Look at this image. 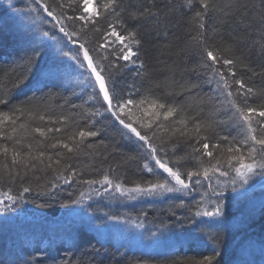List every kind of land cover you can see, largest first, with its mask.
Returning a JSON list of instances; mask_svg holds the SVG:
<instances>
[{"label": "snow or ice", "instance_id": "1", "mask_svg": "<svg viewBox=\"0 0 264 264\" xmlns=\"http://www.w3.org/2000/svg\"><path fill=\"white\" fill-rule=\"evenodd\" d=\"M185 10L193 12L188 21L191 30L185 34L183 46L169 42L167 54L182 58L194 47L203 62L189 66L183 59L179 63L173 60L161 69L167 74L157 79L148 52L156 46L154 41L168 40L179 29L185 22ZM28 13L34 21L46 20L63 34L69 50L62 55L70 61L72 72L62 73L61 66L54 64L47 74L35 75L43 55L39 45L21 57L19 70H12V87L0 96V106L8 107L7 111L0 110V213L14 212L25 202V194L34 190L54 194L61 180L71 185L80 179L97 196L112 192L131 199L169 193L190 195L206 186L210 191H204L195 203L190 205L180 198L174 205L189 210L190 215L171 213L178 225L195 227V217L225 215L222 201L229 187L235 191L238 184L243 187L253 177L264 176V86H251L238 74L247 70L264 77V66L256 70L246 63L239 47L247 45L264 60V0H32ZM105 18L110 22L101 32L98 22ZM213 20L228 40L221 35L217 42L213 38L216 28L213 35L209 34ZM93 32H101L99 39L91 38ZM43 36L57 38L50 32ZM174 40L180 42L181 37L174 36ZM133 66L140 88L124 79L125 71ZM199 69L207 70L209 81L216 85L214 91L223 100L201 93L198 82L176 79L177 74L183 77ZM73 76L82 80L89 92L84 101L87 110L72 104L68 111L57 113L56 108L69 106L60 90L71 86L65 81ZM28 84L35 87L33 95L9 106L10 93ZM57 98L64 103L55 104ZM106 115L122 135L138 142V152L128 154L123 162H138L150 178L128 186L123 176L112 175V165L106 169L101 165L93 169L101 174L100 179H82L84 168L91 164L77 168L72 161L107 159L109 145L99 139L102 130L97 127ZM233 126L239 129L238 136L223 134ZM49 172L52 178L45 180ZM91 199V194L81 192L71 203ZM167 228L161 223L150 232L154 243L167 242ZM219 257L220 252L214 250L212 255L188 264H219ZM62 264L81 262L65 257Z\"/></svg>", "mask_w": 264, "mask_h": 264}, {"label": "trees", "instance_id": "2", "mask_svg": "<svg viewBox=\"0 0 264 264\" xmlns=\"http://www.w3.org/2000/svg\"><path fill=\"white\" fill-rule=\"evenodd\" d=\"M31 3L32 0H0V96H3L12 87L15 79L11 75L12 70L14 68L19 70L18 65L21 63V57L31 47L39 45L43 53L38 66L34 69L35 75L38 76L40 69L47 67L45 63L49 61V59L45 60L50 52L48 50L49 42L55 44L64 40L58 29L53 28L46 20L41 21L36 18L34 21L30 15L23 17L18 15V11L15 9L26 11ZM125 3H127V0H125ZM192 14V11L185 10V22L181 24L179 29L170 34L168 40L160 39L154 41L156 46L150 48L148 56L151 57V66L154 69L153 75L155 78L161 79L163 75H166L167 72L161 71V69L164 68L165 64L171 65L173 60L179 63L183 59L189 66L203 62L199 51L194 47L190 48L182 58L167 54L166 46L169 42L173 45L180 43V46H183V41L186 39L185 34L191 30L188 21ZM108 22H110L108 18L101 19L98 22L101 32L106 28ZM213 28H216L215 20L210 22V35H213ZM44 32H50V35L57 37L58 40H55V43L54 40L50 41L49 37L43 36ZM101 32L91 33V38L93 40L99 39ZM216 32L217 34L213 38L217 42L220 41L221 35L224 36L225 40L229 39L223 29L216 28ZM174 36H180L181 41H175ZM146 47L148 46L146 45ZM239 47L246 58V63L256 70L264 66V60L260 59L255 52H250L247 45L241 44ZM161 52L165 54L160 55ZM157 60L163 63H157ZM135 72L136 68L134 66L130 70H126L124 79L126 83L134 82L140 88L142 84L140 80L135 78ZM5 73L9 75H5ZM238 74L243 76L246 83L251 86L256 88L264 86V77L253 76L247 70L239 71ZM176 79L181 82H198L201 86V93L216 95L220 99H224L219 92L214 91L216 85L209 81L206 69H199L198 73H188L183 77L177 74ZM68 83L71 86L60 91L62 96L69 101V106L63 109L56 108V112L68 111L72 104L80 105L81 108L87 110L88 106L84 104V101L88 99L89 92L84 86V82L73 76L70 81H65V84ZM34 91V85L28 84L19 91L10 93L9 106L19 104L26 98L31 97ZM36 95H40V93L37 92ZM257 99L259 100V98ZM63 103L64 100L60 98L55 101L57 105ZM224 103L225 108H227V101L225 100ZM0 110L7 111L8 107L0 106ZM97 127L102 130V135L99 139H103L109 145L107 149L108 156L106 160L101 157L92 160L91 157H88L79 161H72L77 168L91 164V167L84 168L83 180L90 178L100 179L101 174L93 171V169L99 168L101 165L105 169L112 165L115 169L112 175L123 176L128 186H132L134 182L150 178L142 172L138 162H123L128 154L138 152L139 145L137 141L122 135L118 125L107 115L99 120ZM229 133L232 136H238L239 129L233 126L225 130L223 134ZM114 148L116 151H113ZM101 151H103L102 148ZM118 164L120 167L116 168ZM189 166L191 167V165ZM51 178L52 173L49 172L45 180ZM41 183H44V181H41ZM59 183L60 187L54 194L46 195L34 190L25 194V202L16 206L14 212L0 213V264H24L26 260L30 264H62V259L65 257L71 258L74 262L80 261L81 264H86V262H90V264H134L135 261H141L142 264H188L189 261L200 260L205 256L212 255L214 250L220 252L219 264H229L232 257L239 250L241 239H238L239 237L236 235L235 226L232 222H227L226 224L217 223L212 225L213 227H207V237L211 239L207 241L206 245L191 244L187 247L173 248V251L148 253L142 250L120 247L112 240L105 241L102 239L101 233L91 231L86 223H77L76 220L70 221L67 217L65 218L78 206V204L71 203V200L78 199L80 193L85 192L86 194H91L92 199L85 200L83 204L85 203L88 209L94 213L100 211L102 213L108 212L113 216L141 218L149 225L160 226L161 223H164L172 231L183 230L189 233L198 231L200 233L202 227H205L201 223V217H195L197 221L195 227L191 224L180 226L177 224L176 219L171 217V213L176 212L178 216L185 217L190 215L189 210L178 209L174 205L179 203L180 198L189 202L190 205L195 203V201L200 199V195L204 191H210V189H206V186L199 188L190 195L169 193L164 196H137L136 199H131L112 192L97 196L94 192L90 193L89 186L80 179L71 185L63 184L62 180ZM3 187L6 191L7 184L5 183ZM94 187H99V185ZM233 194L232 189H228L225 192L224 200L222 201L224 206L229 205L226 201ZM42 204L44 205L43 207L40 206ZM242 204L239 207H243ZM236 207L233 205L230 211L237 214L238 210L237 212L234 210ZM192 210L194 211V209ZM244 211L246 221L253 226H259V223L264 220V204L259 206V208ZM143 213H147V216H144ZM44 221H50L52 224H45L46 222ZM53 222L57 224H53ZM243 230H248V228L245 227ZM200 235L202 234L200 233Z\"/></svg>", "mask_w": 264, "mask_h": 264}, {"label": "rangeland", "instance_id": "3", "mask_svg": "<svg viewBox=\"0 0 264 264\" xmlns=\"http://www.w3.org/2000/svg\"><path fill=\"white\" fill-rule=\"evenodd\" d=\"M93 7H95V5H93ZM15 10L18 11L20 17L29 15L27 13L28 10ZM59 34L63 36V34ZM55 40H58V38ZM50 41L53 40L51 39ZM49 43L48 50H50V52L46 57L47 59H45L46 61L49 59V61L45 63L47 64V67L45 66L46 69L44 67L40 69L38 76L41 74H47V70L54 64L61 66L60 71L62 73H71L72 68L70 67V61L62 55L63 52L69 50L68 47H65V41L63 40L61 43L55 44H52L51 42ZM229 189L232 188L229 187ZM233 192L234 194L226 201L229 205L224 206L222 204L225 212L223 217L201 216V223L205 226L201 229L202 231L200 233L202 235H200L198 231H194L193 233L185 232L183 230L176 232L167 228L164 231V235L168 237V240L164 244L154 243L153 238L150 236V232L156 231L159 226L152 224L149 225L141 218L120 217L118 220H112L109 218L113 216L112 214L108 212L102 213L100 211L94 213L92 210L88 209V206L85 203L78 204V206L73 209L74 211L65 216V218L67 217L70 221L76 220L77 223H86L91 231L101 233L102 239L105 241L112 240L120 247L142 250L148 253H163L169 250L173 251V248H178L180 246L187 247L191 244L206 245L207 241H210L211 239L210 237H207V227H213L212 225H216L217 223L226 224L227 222H232L235 226L236 235L239 237L238 239H241V244L239 245V250L236 255L232 257L229 264H264V220L259 223V226H253L246 221L245 213H243L244 210L259 208V206L264 204V176L257 175L253 177V179L243 187H240L238 184ZM241 204L243 207H239ZM233 205L237 206L236 209H234L235 212L238 210L237 214L230 211ZM209 210H211L210 206ZM44 222H46L45 224H52L50 221ZM53 224L57 223L53 222ZM137 224H143L144 227L138 228L136 226ZM245 227H247L248 230H243Z\"/></svg>", "mask_w": 264, "mask_h": 264}]
</instances>
